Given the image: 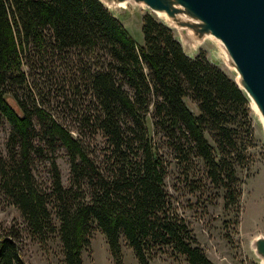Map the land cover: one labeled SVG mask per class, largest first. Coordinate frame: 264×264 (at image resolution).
Listing matches in <instances>:
<instances>
[{"label": "trees", "instance_id": "1", "mask_svg": "<svg viewBox=\"0 0 264 264\" xmlns=\"http://www.w3.org/2000/svg\"><path fill=\"white\" fill-rule=\"evenodd\" d=\"M141 21L137 45L98 0H0V115L11 128L0 194L23 220L22 229H0V264H24L22 233L41 244L58 239L64 264H83L94 229L114 264H123V242L138 264L167 252L212 264L172 212L165 181L174 171L192 194L221 192L223 210L237 219L238 170L252 164L255 147L249 101L204 52L189 58L170 28L148 14ZM49 59L63 64L59 87L82 100L74 128L30 99L22 68H48ZM57 143L69 162L68 188ZM36 156L49 161V187L35 179Z\"/></svg>", "mask_w": 264, "mask_h": 264}, {"label": "rangeland", "instance_id": "2", "mask_svg": "<svg viewBox=\"0 0 264 264\" xmlns=\"http://www.w3.org/2000/svg\"><path fill=\"white\" fill-rule=\"evenodd\" d=\"M151 15L165 24V21L153 14L149 9L127 4L121 12H113L114 17L124 26L137 45H143L144 39L141 31L142 17ZM175 38L180 41L178 31L170 26ZM182 43V42H181ZM192 57L204 52L207 59L217 65L230 78L236 73L225 62V56L219 44L211 38L204 39L194 46ZM42 64V62H40ZM63 64L58 60H48L45 67H24L26 86L31 91V98L41 110L53 119L60 122L66 129L77 125L76 112L80 110L79 96L74 94L75 88L59 87L60 75H64ZM24 94H20L23 99ZM9 104L18 109L17 104L7 97ZM187 106L195 111L194 106L186 100ZM252 126L255 133V147L249 150L253 160L248 169H239L238 177L242 183L240 212L236 219L234 213L223 210V202L214 190L205 189L203 193H190L177 178L176 172L171 171L166 178L165 188L170 197L171 210L181 218L191 230V233L206 257L212 264H261L252 246L256 238L264 239V129L253 110L251 109ZM10 125L0 115V157L7 155L6 142L10 132ZM38 141V140H37ZM96 149L104 146V141L97 138L93 144ZM91 145V148H93ZM44 150L47 151V149ZM55 163L60 173L61 182L65 188L69 187V162L65 150L56 144ZM48 155V154H47ZM96 154L94 155V157ZM33 174L37 183L42 187H49L51 182V167L45 156L34 158ZM15 227L23 228V220L18 210L9 204L8 200L0 194V229ZM18 242L22 251L24 264H64L61 244L58 239L38 243L26 233ZM90 244L82 252L83 264H114L110 256L106 238L94 229L90 235ZM123 264H138L133 251L126 243H122ZM150 264H187L179 256L169 252L158 253Z\"/></svg>", "mask_w": 264, "mask_h": 264}, {"label": "water", "instance_id": "3", "mask_svg": "<svg viewBox=\"0 0 264 264\" xmlns=\"http://www.w3.org/2000/svg\"><path fill=\"white\" fill-rule=\"evenodd\" d=\"M98 1L111 14L120 13L123 7L119 4L123 3L149 9L165 21V26L178 31V42L189 58L193 54L191 48L206 38L213 39L225 56L226 65L236 73L233 80L246 95L250 109L253 102L264 123V0ZM258 114L255 113L260 121ZM252 246L264 264V239L256 238Z\"/></svg>", "mask_w": 264, "mask_h": 264}, {"label": "bare ground", "instance_id": "4", "mask_svg": "<svg viewBox=\"0 0 264 264\" xmlns=\"http://www.w3.org/2000/svg\"><path fill=\"white\" fill-rule=\"evenodd\" d=\"M120 5V7H125L127 4H119ZM159 14V16L161 15V13H158ZM163 14V13H162ZM161 16H163V15H161ZM164 17V16H163ZM251 104V109L253 110V112H255V113H257L258 114V111H257V108H256V106H255V104L253 103V102H251L250 103ZM258 116H259V114H258ZM259 118H260V116H259ZM260 122L262 123V126L264 127V123H263V121L261 120V118H260ZM264 129V128H263Z\"/></svg>", "mask_w": 264, "mask_h": 264}]
</instances>
